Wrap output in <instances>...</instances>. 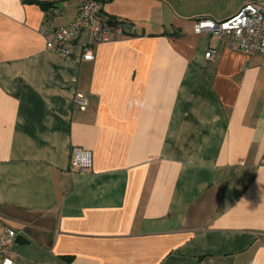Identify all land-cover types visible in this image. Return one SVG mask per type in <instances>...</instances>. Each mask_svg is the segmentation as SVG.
Segmentation results:
<instances>
[{
  "label": "crops",
  "instance_id": "crops-1",
  "mask_svg": "<svg viewBox=\"0 0 264 264\" xmlns=\"http://www.w3.org/2000/svg\"><path fill=\"white\" fill-rule=\"evenodd\" d=\"M53 1L0 0V228L24 235L13 264H264V55L193 32L245 0H100L132 33L90 44L83 29L68 54L44 32L82 0ZM73 148L91 152L87 173L68 170Z\"/></svg>",
  "mask_w": 264,
  "mask_h": 264
},
{
  "label": "built area",
  "instance_id": "built-area-1",
  "mask_svg": "<svg viewBox=\"0 0 264 264\" xmlns=\"http://www.w3.org/2000/svg\"><path fill=\"white\" fill-rule=\"evenodd\" d=\"M83 29L90 34V44L119 40L125 33L131 34L132 27L126 21L113 20L102 14L100 0H82L76 16L66 26L51 33L44 32L47 51L68 54L75 36ZM196 34L209 33L225 35L230 50L246 56L264 55V8L256 0H245L242 8L232 17L222 22L208 19L193 24ZM90 44L83 47L82 59L92 60ZM212 51L204 54L211 58ZM92 165V155L88 150L73 148L70 153L68 170L87 173ZM24 236L23 232L7 226L0 228V264H13L12 246Z\"/></svg>",
  "mask_w": 264,
  "mask_h": 264
},
{
  "label": "rangeland",
  "instance_id": "rangeland-1",
  "mask_svg": "<svg viewBox=\"0 0 264 264\" xmlns=\"http://www.w3.org/2000/svg\"><path fill=\"white\" fill-rule=\"evenodd\" d=\"M211 4H213L215 7L216 6H219V5H225L227 3H231L233 2L234 0H208ZM261 5L264 7V0H259ZM245 3V1H244Z\"/></svg>",
  "mask_w": 264,
  "mask_h": 264
},
{
  "label": "trees",
  "instance_id": "trees-1",
  "mask_svg": "<svg viewBox=\"0 0 264 264\" xmlns=\"http://www.w3.org/2000/svg\"><path fill=\"white\" fill-rule=\"evenodd\" d=\"M34 1L38 2L40 5L44 6V8H47V10H48V8L53 6V4H54L53 0H34ZM121 21H125V20H121Z\"/></svg>",
  "mask_w": 264,
  "mask_h": 264
}]
</instances>
